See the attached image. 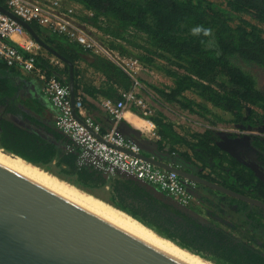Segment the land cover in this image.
<instances>
[{"label":"trees","instance_id":"trees-1","mask_svg":"<svg viewBox=\"0 0 264 264\" xmlns=\"http://www.w3.org/2000/svg\"><path fill=\"white\" fill-rule=\"evenodd\" d=\"M66 1L79 4L92 13L83 20L97 30L100 40L110 48L138 59L150 71L165 72L172 85L149 86L160 106L196 116L213 128L226 123V112L233 117L229 123L238 122L244 105L256 103L254 80L243 65L264 62V40L256 27L258 23L264 25V0ZM0 5L6 6L5 1L0 0ZM30 25L45 44L74 65L81 54L88 53L66 36L53 34L35 22ZM51 58L54 56L42 49L37 64L48 75H54L68 85V65L65 64L62 71L51 64ZM94 60V67L117 85L111 94L103 89L99 93L114 102L122 100L119 90L131 91V78L103 57L94 55ZM17 76H22L21 70L0 59V148L6 153L112 204L158 235L214 264H264L263 236L261 244L252 238L236 241L225 232L190 218L184 217L180 221L178 216L153 201L145 200L143 196L138 198V194L132 192L134 189L107 190L109 180L103 173L89 165H80L74 154L66 159L58 146L19 125L17 119L26 118L27 114L20 109ZM78 76L75 69L76 98L86 92ZM132 110L144 118L142 111ZM147 118L158 129L160 145L166 144L171 151L177 146L189 148L192 156L184 153L185 159L193 158L203 171L209 170L206 179L264 202V184L251 172L240 169L234 159L228 160L217 146L216 131L207 129L204 133H195L193 141H187L172 123L156 116ZM224 164L227 166L224 169L229 172L223 170ZM130 199L132 202L128 207L126 202ZM250 219H253L251 214Z\"/></svg>","mask_w":264,"mask_h":264},{"label":"water","instance_id":"water-1","mask_svg":"<svg viewBox=\"0 0 264 264\" xmlns=\"http://www.w3.org/2000/svg\"><path fill=\"white\" fill-rule=\"evenodd\" d=\"M0 11L23 26L28 35L44 50L69 66V88L74 104L76 100L74 64L45 44L30 23L23 21L3 6H0ZM74 115L79 121L84 122L75 110ZM123 125L130 129L125 123ZM131 131L133 135H139ZM217 136L220 139L217 142L219 149L238 159L239 139L233 138L227 131H217ZM228 143L236 146L237 151L223 148L224 144ZM138 156L156 167L176 172L183 178L193 179L196 183L204 184L208 188L241 200L250 206L264 209V203L260 200L193 177L182 170L166 167L140 152ZM121 174L153 191L158 199L162 201L167 199V203L183 213L198 217L190 208L177 202L171 196L165 195L151 184L125 173ZM199 219L205 222L201 217ZM0 264L190 263L46 184L0 163Z\"/></svg>","mask_w":264,"mask_h":264},{"label":"built area","instance_id":"built-area-1","mask_svg":"<svg viewBox=\"0 0 264 264\" xmlns=\"http://www.w3.org/2000/svg\"><path fill=\"white\" fill-rule=\"evenodd\" d=\"M3 6L27 23H38L51 33L66 36L78 43L84 51L103 57L118 66L133 81V89L122 94V100L106 99L104 108L113 117L116 125L122 120L128 106L141 109L145 117L152 115L147 103L136 93L143 86L139 74L146 68L136 58L122 55L100 40L97 30L83 18L92 13L79 4L66 0H4ZM1 6V5H0ZM15 37L24 39L22 43ZM42 47L16 20L0 11V59L8 66L17 67L33 75L43 83V93L56 109V127L82 148L80 163L106 173L121 172L158 187L184 206H189L192 196L188 180L176 172L162 170L138 156L140 148L128 141L118 127L103 133L99 124L87 117L79 97L73 104L69 85L37 64ZM51 64L60 66L54 57ZM84 121H79L75 115ZM207 128H212L204 124Z\"/></svg>","mask_w":264,"mask_h":264},{"label":"crops","instance_id":"crops-1","mask_svg":"<svg viewBox=\"0 0 264 264\" xmlns=\"http://www.w3.org/2000/svg\"><path fill=\"white\" fill-rule=\"evenodd\" d=\"M15 40L20 43L24 41V39L19 37H15ZM44 55L49 57L47 53H44ZM52 56L54 55L52 54ZM94 61V55L90 53L81 54V58L78 60L77 64L74 65V75L75 69H77L79 73L78 79L81 83V86L82 88L86 89V92H83L80 96L83 99L84 114L99 124L102 132L105 133L113 129L116 123L113 117L103 106V102L109 98H104V96H102L99 91L103 89L111 94L110 92L112 90H116L117 85H113V83L109 81L100 70L94 67ZM63 63L64 62L61 61L60 66H58L62 71L64 70L66 64ZM154 74L155 73L153 71L148 69H145L143 72H141L139 74V79L143 88L136 89L138 97L142 98L153 111V117L156 116L157 118H162L165 122L172 123L174 125V129L181 136L185 137L187 141H193V134L204 133L207 129H210L205 127L204 124L206 123L201 122L196 116H188L187 113L182 112L178 113L168 107H165L164 109V107L162 108V106L157 104L154 100V95L149 89V86L157 85V83L160 82L158 81L159 79L157 78V74L155 75L156 78H154ZM21 75L22 76H17L15 83L19 92L18 97L19 104L21 105L20 109L27 114V117L18 118V124L34 131L45 140L50 141L54 145L58 146L61 151L64 152V157L66 159H68L70 154L76 155L79 159V164L82 165L80 163L82 148L56 127V109L44 95L43 83L36 79L33 75L25 73L22 70ZM119 92L120 94H124L130 91L125 92L123 90H119ZM77 99L78 98H76V100ZM133 108H136L141 112V109L138 107L128 106V108L123 113L122 120L116 126L128 141L139 146L140 154L148 158H152L166 167L176 168L191 174L193 177L212 182L205 177L209 173V170L203 171L201 166L193 158L192 160L185 159L184 153H188L190 156H192V152L189 148L186 146H177L175 150L171 151L172 149H170V147L166 144H163V146L160 145V137L158 136V129L156 128L155 124L148 120L147 117L144 116V118H142L137 115L135 112H133ZM123 123H125L131 130L137 132L139 135H133L134 133L124 126ZM211 129L217 133V131H226L228 127L225 124H221L218 127H213ZM220 151L228 157V160L233 159V157H231L225 151L221 149ZM226 165L223 166V170H225L224 168L227 167ZM100 172L103 173L104 177L109 180V184L106 186L107 190L114 191L117 190L118 187H120V190L123 188L132 190L134 189L132 192L138 194V198L143 196V199L153 201L154 203L158 204V206L163 207L165 211L170 212L174 216H178L180 221H183L184 217L190 218L198 223L209 226L214 230L223 231L236 241L243 239V234L241 235V229L244 228L242 224L244 220L242 218L245 216V214L241 216V212H239L237 215H234L235 213H228L227 210L230 205L239 204L238 202H233L230 199L233 198L231 196L208 188L204 184L196 183L195 180L188 178V191H190L189 193L192 196V200L190 205L186 207L190 208L195 215H198V217H194L191 214L183 213L170 203H167V199H164L165 201L158 199L153 191L133 181L124 174L119 172ZM212 183L218 184L216 182ZM218 185L223 186L222 184ZM151 186L161 191L158 187L152 184ZM163 193L167 195L165 192ZM117 200L118 199H116V201ZM235 200L237 201V199ZM131 202L132 199L128 200L126 205L129 207V203ZM199 217L204 219L205 222L200 221ZM239 217H241V219H239ZM254 219L255 218L253 217V219L250 220Z\"/></svg>","mask_w":264,"mask_h":264},{"label":"flooded vegetation","instance_id":"flooded-vegetation-1","mask_svg":"<svg viewBox=\"0 0 264 264\" xmlns=\"http://www.w3.org/2000/svg\"><path fill=\"white\" fill-rule=\"evenodd\" d=\"M256 27L264 40V25L258 23ZM243 67L245 70L249 71L254 80V88L257 91V101L255 104L244 105L238 122L229 123L233 117L226 112V123L224 124L228 127L226 131L233 138H238L240 141L238 159H233L238 163L240 169H243L247 173L251 172L264 184V62H255L250 65H243ZM218 141H220V139L217 140L216 143ZM223 148H229L234 152L237 151L236 146H231L229 143L224 144ZM225 171L229 172L228 169H225ZM237 201H239V204H233L228 207V213H235L234 215H237L241 212V216L245 214V219L244 217L242 218L244 220L242 223L244 228H239L242 232L241 235L243 234L242 238H252L258 240L261 244V236L264 238V209L258 206H250L249 204H241L245 202L238 199ZM260 201L263 202L262 200ZM250 214L255 218L254 220H250ZM239 219H241V217H239ZM252 226L255 228H252ZM249 231L254 232V235L257 237L252 236Z\"/></svg>","mask_w":264,"mask_h":264},{"label":"bare ground","instance_id":"bare-ground-1","mask_svg":"<svg viewBox=\"0 0 264 264\" xmlns=\"http://www.w3.org/2000/svg\"><path fill=\"white\" fill-rule=\"evenodd\" d=\"M0 163L46 184L56 191L88 207L94 212H97L120 226L137 233L145 240L171 252L190 264H213L158 235L152 229L146 227V225L131 217L129 214L109 205L76 186L59 179L49 172L24 161L18 156L11 155L0 149Z\"/></svg>","mask_w":264,"mask_h":264},{"label":"rangeland","instance_id":"rangeland-1","mask_svg":"<svg viewBox=\"0 0 264 264\" xmlns=\"http://www.w3.org/2000/svg\"><path fill=\"white\" fill-rule=\"evenodd\" d=\"M160 64H162V65H165L163 62H159ZM154 72V71H153ZM155 74H154V78H156V74H157V78L159 79L158 81H160V82H158L157 83V85L156 86H158V87H165V86H170V85H172V81H171V79L165 74V72H163V71H161V72H154ZM151 76H153V75H151ZM191 96H193V95H191ZM163 108V107H162ZM164 109H165V107H164ZM163 109V110H164ZM151 116H153V111H152V115ZM150 117V116H149ZM224 118H225V116H224ZM204 123V122H203ZM189 130V129H188ZM206 260V259H205ZM209 261V260H208ZM211 262V261H210ZM211 263H213V262H211ZM214 264V263H213Z\"/></svg>","mask_w":264,"mask_h":264},{"label":"clouds","instance_id":"clouds-1","mask_svg":"<svg viewBox=\"0 0 264 264\" xmlns=\"http://www.w3.org/2000/svg\"><path fill=\"white\" fill-rule=\"evenodd\" d=\"M196 31H199V29H196Z\"/></svg>","mask_w":264,"mask_h":264}]
</instances>
